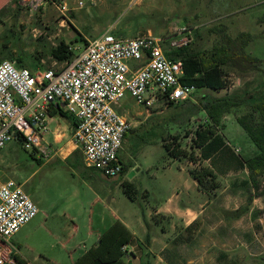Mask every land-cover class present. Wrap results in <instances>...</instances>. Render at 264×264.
I'll return each mask as SVG.
<instances>
[{
	"label": "rangeland",
	"instance_id": "obj_1",
	"mask_svg": "<svg viewBox=\"0 0 264 264\" xmlns=\"http://www.w3.org/2000/svg\"><path fill=\"white\" fill-rule=\"evenodd\" d=\"M180 30L188 38L185 46L201 56L204 67L223 62L229 86L221 91L198 88L185 105L173 107L160 101L147 113H141L145 108L129 95L123 98L124 107L132 109L128 119L137 126L121 152L122 179L96 178L79 153L67 160L54 153L79 149H74V131L60 113L48 118L49 131L35 151L17 139L0 149V181L12 179L21 184L39 208L11 241L14 252L29 264H73L115 216L127 220L142 240V264H264V198L246 184L248 170L221 177V194L200 191L191 184L190 174L179 170L189 159L172 160L162 141L179 135L182 147L200 157V150L192 148L195 130L215 123L234 150L239 149V157L248 159L257 151L238 121V116L252 110L255 100L233 105L217 123L205 108L211 102L222 105L224 96L234 93L247 98L264 88V0H51L39 10L21 7L15 0H0V61L17 62L22 57L21 66L61 69L68 63L51 54L61 40L71 43L76 56L89 40L105 32L132 38ZM242 32L253 34L246 50L261 60V68L250 63L239 66L223 50L225 33L236 37ZM193 106L200 110L182 122L189 108L195 111ZM57 132L65 135L61 144L54 141ZM127 180L137 189L133 199L124 190ZM171 196L183 208L204 206L195 234L179 231L180 226L172 234L175 224L154 216V210ZM155 232L169 234L173 254L161 253V244L147 242Z\"/></svg>",
	"mask_w": 264,
	"mask_h": 264
},
{
	"label": "built area",
	"instance_id": "obj_2",
	"mask_svg": "<svg viewBox=\"0 0 264 264\" xmlns=\"http://www.w3.org/2000/svg\"><path fill=\"white\" fill-rule=\"evenodd\" d=\"M15 1L26 9L39 10L51 0ZM183 34L184 30L172 35L146 32L121 38L105 32L89 40L61 69L33 70L1 60L0 149L18 135L26 149L39 148L49 131L50 107L61 105L77 121L73 140L82 150L86 166L108 177L120 175L119 151L132 128L117 110L122 99L130 95L150 110L160 101L188 99L195 90L181 82L183 61L167 54L187 44ZM38 212L21 184L12 179L0 181V264H15L12 237Z\"/></svg>",
	"mask_w": 264,
	"mask_h": 264
},
{
	"label": "trees",
	"instance_id": "obj_3",
	"mask_svg": "<svg viewBox=\"0 0 264 264\" xmlns=\"http://www.w3.org/2000/svg\"><path fill=\"white\" fill-rule=\"evenodd\" d=\"M252 39L253 34L249 32H242L236 37H231L225 33L223 38V50L226 49L229 52V56L235 59V62H237L239 66L250 63L255 67L257 66V68H259V66L261 68V60L253 57L246 50V45ZM74 52L75 49L71 43L61 40L58 45L52 48L51 54L53 58L59 62L70 63L75 57ZM167 54L173 59H181L183 61L184 75L181 78L182 84L194 87L195 89L209 88L215 91H221L229 86V80L226 77L227 73L222 65V61H217L208 67H204L201 56L192 53L191 49L187 46L171 49L167 51ZM22 60V57H18L17 62L12 61L15 62L18 67H26L20 65ZM258 90L259 93L257 95L252 94L247 98H243L240 94L234 93L229 96H224L220 99L222 105H216L211 102L206 105L207 108L205 109H207V114L211 119L215 122L216 120L220 122L221 114L229 111L233 105H241L247 102V99L255 100L252 110L244 115L238 116V121L256 145L257 152L248 159L241 158L236 153V159L241 162L242 168L248 169L249 178L246 184L253 188L258 196L264 198V88L261 87ZM188 102L189 99H185L180 103L169 102V106L178 107ZM189 109L188 115L182 119V122L187 119L190 120L192 115L200 110L198 107H194L195 111L191 113ZM56 113H60L71 122L72 126H76V119L61 105L50 107L49 114L54 115ZM17 140L23 143L20 135L17 136ZM162 141L171 158L181 160H183V158H188L190 162L196 164V166L190 168V173L193 178L197 180L200 190L211 194L216 192L220 187L218 175L214 168L209 165H204L206 160L212 161L214 155L225 147V139L217 129L215 123L199 125L195 130L192 148L200 150V157L196 155L194 150L188 151L186 148L182 147L181 137L179 135H174L171 139L163 137ZM33 149V151H35L37 147ZM121 174H123V171ZM124 190L130 198H135V189L132 183L124 182ZM134 242V233L121 220H116L102 232L98 242L78 256L73 264H130L126 258L127 251L125 246ZM12 256L16 264H29L28 261L18 253H13Z\"/></svg>",
	"mask_w": 264,
	"mask_h": 264
},
{
	"label": "crops",
	"instance_id": "obj_4",
	"mask_svg": "<svg viewBox=\"0 0 264 264\" xmlns=\"http://www.w3.org/2000/svg\"><path fill=\"white\" fill-rule=\"evenodd\" d=\"M126 96H128V95H126ZM117 110L121 114L126 116L127 118L130 117L131 111H132L131 108H128L127 106L124 107V105L122 104V101L117 106ZM140 112L141 113H144V112L147 113V112H149V110H147L145 108V110L144 109L140 110ZM68 123L70 124L71 129H73V131H74L75 127L72 126V124H71V122L69 120H68ZM133 126H137V124L136 125H132V128H131L132 131L130 129L128 131V133L126 134V136L124 138V141H123V145H122V147H121V149L119 151V156H120L121 161H122L121 152L124 149V146L126 144V140H127L128 136H129V133L130 132H134ZM220 133L223 135V137L225 139V147L222 148L220 150V152H218V153H216L214 155L212 161H208V160L205 161V162H209V164L208 163L206 164L204 162V165H209L210 167L214 168L215 172L218 175L219 182H220V178L221 177L229 176L232 173H235V172L240 171V170H248L247 168H242L241 162H239L236 159V153L237 152L234 150L233 144L226 138V136L222 133L221 130H220ZM59 136H61V137H59ZM64 138H65V135L64 134H58V132L54 135V141L56 143H58V144H61L65 140ZM75 148H76V145L74 146V149ZM232 152H234L235 154L232 153ZM256 152L254 153V155L256 154ZM54 153L61 155L62 158L66 159V160L68 158H70L73 154L79 153L81 155V158L83 159V154H82V150L81 149H75V150L71 151L68 154H61V153H58V152H54ZM233 154H234L235 157L233 156ZM172 160H180L181 161V159H176V158H172ZM122 163H123V161H122ZM192 165H193L192 162H188V163L186 162L185 165H184V168L183 169H179V170H180V172H183V170L185 169L186 172H188L190 174V176L193 178V176L190 173V168H192ZM92 169L95 170L96 178L98 177L100 179H107L106 177L103 176V174L99 170H97L95 168H92ZM123 174H124V172H123ZM123 174H120L119 179H122ZM2 181H5V180H2ZM125 182H129V180H127ZM191 182H193V183H191L192 185L198 187V189H199L198 182H197L196 179L193 178L191 180ZM129 183H131V182H129ZM132 184L134 185L135 194H136V192H137L136 186H135L134 183H132ZM220 187H221V182H220ZM218 189L216 190L215 194H221V193H218ZM200 191H202V190H200ZM172 197L173 196L169 197V199L166 201V203H164L163 205H160L158 208H156L154 210V213H153L154 216L155 217H159V218H163L165 220H168L169 224L170 223L175 224L176 227L174 228L172 226L173 228L170 230L172 234L177 233L179 231H185V233L193 232L192 234H195L196 228L201 226L200 218L204 215V211H205L204 206L201 204L199 207L198 206H185L183 208V207H180L178 204L176 205V203L174 202ZM116 220H121L124 224H126V226L135 235V242L125 246V249L127 251V257H126L127 260L129 261L130 264H142L141 261H139L140 260V254H142V249H144L142 247V240L132 230V228H131V226H130V224H129V222L127 220H124L123 218H121V216H115V219L111 222V224H113ZM179 226L181 227V229L179 231H177V228ZM107 228H105V230ZM102 232H98L97 234H95V236L93 237V244L91 246L95 245L98 242ZM177 235H179V233ZM180 236L182 237V235H180ZM169 237H170L169 234L165 233V235H162L160 233H156L155 232V233L149 234L147 242H150V244L152 243L153 246L154 245L158 246V244H161V248H160V252L161 253L164 252V253L173 254L174 251L171 252V249H174V248H169ZM162 240L165 241V242H163ZM91 246H89V247L86 246V249L84 250V252L86 250H88ZM166 264H169V263H166Z\"/></svg>",
	"mask_w": 264,
	"mask_h": 264
},
{
	"label": "water",
	"instance_id": "obj_5",
	"mask_svg": "<svg viewBox=\"0 0 264 264\" xmlns=\"http://www.w3.org/2000/svg\"><path fill=\"white\" fill-rule=\"evenodd\" d=\"M104 177H106L107 179H110V180H117L119 179L120 175H116L115 177H108L106 175L103 174Z\"/></svg>",
	"mask_w": 264,
	"mask_h": 264
}]
</instances>
